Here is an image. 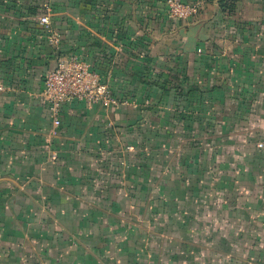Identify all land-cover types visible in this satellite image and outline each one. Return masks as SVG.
<instances>
[{"label":"crops","instance_id":"crops-1","mask_svg":"<svg viewBox=\"0 0 264 264\" xmlns=\"http://www.w3.org/2000/svg\"><path fill=\"white\" fill-rule=\"evenodd\" d=\"M182 1L0 0V264H264V0ZM61 55L115 102L56 126Z\"/></svg>","mask_w":264,"mask_h":264},{"label":"built area","instance_id":"built-area-1","mask_svg":"<svg viewBox=\"0 0 264 264\" xmlns=\"http://www.w3.org/2000/svg\"><path fill=\"white\" fill-rule=\"evenodd\" d=\"M197 2L167 0L168 14L176 19H188L197 12ZM49 44L59 43V33L53 29L47 16L40 17ZM43 97L53 115V123L60 124L59 115L62 106L76 98L88 103L115 102L110 88L101 80L98 73L92 71L89 64L76 55H61L56 64L44 75Z\"/></svg>","mask_w":264,"mask_h":264}]
</instances>
